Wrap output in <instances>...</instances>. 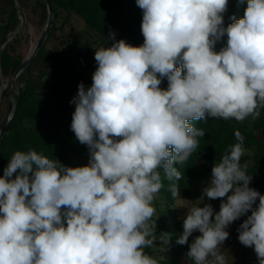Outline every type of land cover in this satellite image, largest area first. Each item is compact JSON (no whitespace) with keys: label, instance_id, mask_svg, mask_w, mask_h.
Returning <instances> with one entry per match:
<instances>
[{"label":"clouds","instance_id":"obj_1","mask_svg":"<svg viewBox=\"0 0 264 264\" xmlns=\"http://www.w3.org/2000/svg\"><path fill=\"white\" fill-rule=\"evenodd\" d=\"M136 3L143 10V45L121 39L96 49L92 85L85 90L81 83L73 101L71 130L89 146L90 163L66 167L18 150L4 169L0 264H159L145 252L156 239L154 200L163 179L181 199L176 181L182 175L174 165L187 162L205 135L193 122L260 117L264 0H247L243 18L233 17L226 28L228 0ZM225 34L227 46L214 51ZM164 77L167 89L159 87ZM234 136L203 192L208 199L226 197L219 212L211 204L187 207L177 243L200 233L187 253L195 264H226L219 252L226 229L249 212L238 239L264 264V195L249 187L252 176L240 164L244 137L238 130Z\"/></svg>","mask_w":264,"mask_h":264},{"label":"trees","instance_id":"obj_2","mask_svg":"<svg viewBox=\"0 0 264 264\" xmlns=\"http://www.w3.org/2000/svg\"><path fill=\"white\" fill-rule=\"evenodd\" d=\"M0 4H5V7L0 8L1 99L5 80L15 74L26 58L22 45L30 38L28 22L44 28L48 9L45 0L34 3L26 0H3ZM246 7L247 0L243 3L228 0L227 11L223 14V26L226 28L233 23V17L236 20L243 18ZM53 10L54 23L48 38L20 76L24 92L21 105L0 144V177L3 176L11 156L18 150H35L62 165L73 156L89 152V146L77 140L71 130V123L78 86L83 83L85 90L90 88L92 76L98 67L94 58L95 50L110 47L121 39L137 47L144 43L141 31L143 10L138 7L136 0H53ZM72 14L83 20L84 29L76 32L71 28L67 31L68 19ZM22 18L26 19V23L22 24ZM110 34H114V39L110 38ZM226 46L225 34L216 42L214 51L219 52ZM161 84L163 89H167L166 77L162 78ZM16 97L17 91L14 93V98ZM193 123L195 127L203 129L205 135L197 138L199 146L187 162L174 165L182 175V179L176 181L180 188V197L186 196L196 201L199 194L204 192L210 183L214 164L220 161L230 145L237 142L234 136L237 130L244 137L245 152L254 151L252 155L244 154L240 164L252 176L250 183L256 180L253 188L264 195V109H261V115L255 121L251 117L242 123L207 117ZM161 175L163 178L162 170ZM170 183L163 179L164 187L156 195L166 200L169 209L180 199L172 197L168 190ZM203 199L200 207L211 204L215 213L219 212L220 204L226 197L208 199L203 196ZM201 200L200 198L199 201ZM250 214L249 212L247 215ZM247 215L234 224L238 226L243 223ZM152 222H155V236H170L167 242L170 245V254L160 259L159 264H195L187 255L192 240L189 239L184 245L177 243L183 233L181 221L175 218L170 224L162 215ZM147 250L150 251V247ZM246 259L247 256L242 261L245 262Z\"/></svg>","mask_w":264,"mask_h":264},{"label":"rangeland","instance_id":"obj_3","mask_svg":"<svg viewBox=\"0 0 264 264\" xmlns=\"http://www.w3.org/2000/svg\"><path fill=\"white\" fill-rule=\"evenodd\" d=\"M3 0H0V3ZM28 3H34L36 1H42V0H26ZM5 7V4L3 6L0 4V8ZM26 23V19L22 21V24ZM29 25V34L30 38L29 41H25L22 45L23 51L26 53V57L28 54L31 52V50L38 44L42 33L44 31V28H38L33 22H28ZM22 26V25H21ZM84 22L83 20L80 19L76 14H72L69 19H68V24H67V31L69 32L71 28H74L77 31H80L84 29ZM21 76V75H20ZM13 77V76H12ZM11 78H8L5 80L4 85H7V91L3 97L2 104L0 107V127H2L7 115H8V108H9V103L10 100L12 99L15 101L14 97L11 98ZM18 84L22 85V80L21 77L18 78ZM159 87L163 89V85L160 84ZM5 90V87H3V92ZM16 89L14 93L16 94ZM98 138V137H97ZM254 153L253 150L247 151L244 154L252 155ZM90 158H91V153L90 151L87 153H81L76 156H73L69 162L64 163V166L66 167H82L85 165H88L90 163ZM85 164V165H83ZM256 180H254L252 183H250L249 187L253 188L254 184H256ZM203 197V192L199 194V197L196 198V201H192L190 198H187L186 196H182L181 199L178 200L177 204L175 206H172L171 209L168 208L167 202L165 199L161 197H156L154 200V209H155V214L152 217V220H157L159 217L162 215L164 218H167L169 223L172 224L174 222V219L176 218L177 220L181 221L183 223L184 219L186 218V215L188 213V208L199 204L203 202L204 199L199 201L200 198ZM255 206V205H254ZM188 207V208H187ZM241 218H246L245 216L240 217ZM237 220L234 221L232 224L228 226L226 231L229 232V237L226 239L223 244L220 246L221 249H219V252L225 257L226 264H259L258 258L256 256V253L254 251V248L252 247H245L239 242L238 239V228L240 226H237ZM235 225V226H234ZM197 232H194L192 236L189 237L191 242L195 239L197 235H195ZM163 235H157L156 239L153 241V246L150 247V251L145 249V252L147 255L157 259L158 261L164 257H168L170 254V249H169V244L164 243L161 240V237ZM247 248V249H245ZM248 250L251 251L248 253ZM247 256V259L245 262L242 261V258ZM183 264V263H182Z\"/></svg>","mask_w":264,"mask_h":264},{"label":"water","instance_id":"obj_4","mask_svg":"<svg viewBox=\"0 0 264 264\" xmlns=\"http://www.w3.org/2000/svg\"><path fill=\"white\" fill-rule=\"evenodd\" d=\"M46 4H47V9H48V19H47V23L45 25L44 31L42 33V36L38 42V44L31 50V52L28 54V56L25 58V60L23 61V63L21 64V66L18 68V70L15 72V74L12 77L11 80V98L14 97V91L15 89L17 90V97L15 99V101H13L12 99L10 100L9 103V108H8V115L0 129V144L7 132V130L9 129L12 120L14 119V116L16 114L17 109L19 108V106L21 105L22 102V97H23V92H24V86L21 84H18V78L20 77V75L26 71V69L28 68V66L30 65V63L33 61L34 57L37 55V53L41 50L42 46L45 44L49 33L53 27V23H54V10H53V0H45ZM24 20V18H22ZM5 90L3 93L2 98L0 99V106L2 104V100L3 97L7 91V85H4Z\"/></svg>","mask_w":264,"mask_h":264}]
</instances>
